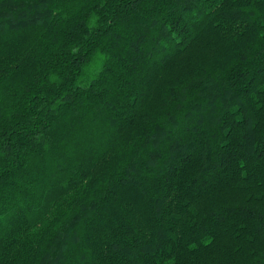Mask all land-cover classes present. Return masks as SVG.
<instances>
[{
    "label": "trees",
    "instance_id": "16d2710c",
    "mask_svg": "<svg viewBox=\"0 0 264 264\" xmlns=\"http://www.w3.org/2000/svg\"><path fill=\"white\" fill-rule=\"evenodd\" d=\"M0 264H264V0H0Z\"/></svg>",
    "mask_w": 264,
    "mask_h": 264
}]
</instances>
